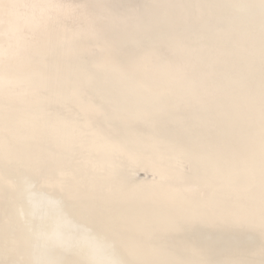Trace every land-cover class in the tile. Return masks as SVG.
I'll return each mask as SVG.
<instances>
[{
	"label": "snow or ice",
	"instance_id": "obj_1",
	"mask_svg": "<svg viewBox=\"0 0 264 264\" xmlns=\"http://www.w3.org/2000/svg\"><path fill=\"white\" fill-rule=\"evenodd\" d=\"M0 184V264H264V0H0Z\"/></svg>",
	"mask_w": 264,
	"mask_h": 264
},
{
	"label": "bare ground",
	"instance_id": "obj_2",
	"mask_svg": "<svg viewBox=\"0 0 264 264\" xmlns=\"http://www.w3.org/2000/svg\"><path fill=\"white\" fill-rule=\"evenodd\" d=\"M115 3L123 2V0H113ZM162 133L167 134L169 131H176L179 132L181 129H179L176 125L172 124L165 128H163ZM50 135H58V136H71V130L66 128H57L55 130H52L50 132ZM49 151V144L47 142H37L34 145V156L40 159H44L48 156ZM70 163V161L68 162ZM147 176V179H151V174H140L141 180H144ZM14 179V178H13ZM11 191L10 190H4L2 184H0V227H3L5 225L7 217L4 215V209L8 208L9 206V200L11 198ZM73 210L77 212L78 214H82L85 216V218H88V214L86 211L81 209L78 204L73 205ZM7 257H5L3 254H0V260H6Z\"/></svg>",
	"mask_w": 264,
	"mask_h": 264
}]
</instances>
